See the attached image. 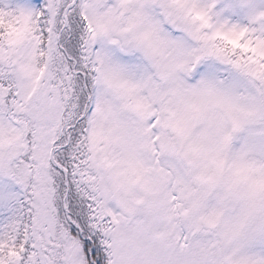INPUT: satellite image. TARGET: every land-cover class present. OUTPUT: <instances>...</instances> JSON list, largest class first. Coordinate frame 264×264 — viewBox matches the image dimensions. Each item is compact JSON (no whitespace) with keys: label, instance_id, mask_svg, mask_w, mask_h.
I'll return each instance as SVG.
<instances>
[{"label":"snow or ice","instance_id":"obj_1","mask_svg":"<svg viewBox=\"0 0 264 264\" xmlns=\"http://www.w3.org/2000/svg\"><path fill=\"white\" fill-rule=\"evenodd\" d=\"M0 264H264V0H0Z\"/></svg>","mask_w":264,"mask_h":264}]
</instances>
